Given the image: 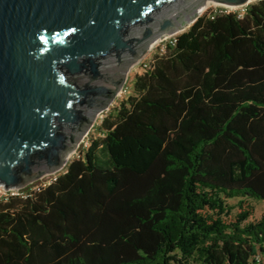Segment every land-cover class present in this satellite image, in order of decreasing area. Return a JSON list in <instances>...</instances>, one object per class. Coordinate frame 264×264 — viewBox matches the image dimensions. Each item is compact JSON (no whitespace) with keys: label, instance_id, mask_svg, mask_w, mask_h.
I'll return each mask as SVG.
<instances>
[{"label":"trees","instance_id":"obj_1","mask_svg":"<svg viewBox=\"0 0 264 264\" xmlns=\"http://www.w3.org/2000/svg\"><path fill=\"white\" fill-rule=\"evenodd\" d=\"M132 91L82 157L0 197V264H262L264 0L201 13Z\"/></svg>","mask_w":264,"mask_h":264},{"label":"water","instance_id":"obj_2","mask_svg":"<svg viewBox=\"0 0 264 264\" xmlns=\"http://www.w3.org/2000/svg\"><path fill=\"white\" fill-rule=\"evenodd\" d=\"M248 1L0 0V187L59 171L155 42Z\"/></svg>","mask_w":264,"mask_h":264},{"label":"rangeland","instance_id":"obj_3","mask_svg":"<svg viewBox=\"0 0 264 264\" xmlns=\"http://www.w3.org/2000/svg\"><path fill=\"white\" fill-rule=\"evenodd\" d=\"M256 1H258V0H249L244 5L228 6V7H219V6H216L213 4H207L201 13H203L204 11H207V12L213 11L214 12V11H231V10L243 12L248 4L254 3ZM189 25L190 24H187L184 27V29L178 31L177 33H175L173 35H169V36L164 37L161 40H158L146 51V53L140 58V60L134 66L132 71L129 73L128 78H127L125 84L123 85V87L124 86L126 87L125 90H123L120 95L116 96V98L112 101V103L109 105V107L101 113L102 115L108 111H113L114 106L119 102L120 99H122L125 96L133 93L132 81L134 78V74L137 72H140L142 70L143 63L147 64L151 60L153 54L161 52L163 50L165 44L171 43L170 40H172L176 34L187 29L189 27ZM100 122H101V117L99 115L98 118L93 122V124L91 125V127L89 128L87 133L78 142V145H77L76 149L72 152L71 156L69 157V160L74 158V157H79V156L82 157L83 152L85 151L86 147L89 144V140L94 139V138H97L98 140H100V138L103 135V132L100 128ZM66 165H67V163L59 171H57L53 174L44 175L41 178L31 180V181H27L24 184V186L18 188V190H17L18 194L23 195L26 193V191L28 189L45 184L53 175H56V174L64 171ZM6 195H7L6 192H3V190L0 189V197H4ZM249 199H250L251 203L254 205V213L249 217V219L258 218L261 215V213L264 211V203L262 202V200L257 199V198H249ZM236 201H237L236 197L230 198L227 200V202L231 205H234L236 203ZM232 211L234 212L235 208H233ZM262 264H264V259L262 260Z\"/></svg>","mask_w":264,"mask_h":264},{"label":"built area","instance_id":"obj_4","mask_svg":"<svg viewBox=\"0 0 264 264\" xmlns=\"http://www.w3.org/2000/svg\"><path fill=\"white\" fill-rule=\"evenodd\" d=\"M173 40H174V38H173L172 40H170V42L172 43ZM145 65H146V64L143 63L142 66L144 67ZM125 88H126L125 86L122 87V88L120 89V91L117 93V96L120 95V94L122 93V91L125 90ZM103 115H104V114H103ZM103 115L100 114V117L102 118ZM0 189L3 190V192H6L7 195L18 194V191H17L18 188H8V189H5L4 187H0ZM7 195H6V196H7Z\"/></svg>","mask_w":264,"mask_h":264},{"label":"flooded vegetation","instance_id":"obj_5","mask_svg":"<svg viewBox=\"0 0 264 264\" xmlns=\"http://www.w3.org/2000/svg\"><path fill=\"white\" fill-rule=\"evenodd\" d=\"M125 65H126V61H124L123 63H121L120 64V66H119V69L117 70V78L119 79V78H121V74H124V72H125V70L123 69L124 67H125ZM131 69V68H130ZM130 69H129V71H130ZM129 71H128V73H127V77H126V79L128 78V74H129ZM126 82V81H125Z\"/></svg>","mask_w":264,"mask_h":264},{"label":"bare ground","instance_id":"obj_6","mask_svg":"<svg viewBox=\"0 0 264 264\" xmlns=\"http://www.w3.org/2000/svg\"><path fill=\"white\" fill-rule=\"evenodd\" d=\"M207 5V4H206Z\"/></svg>","mask_w":264,"mask_h":264}]
</instances>
